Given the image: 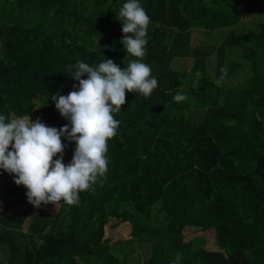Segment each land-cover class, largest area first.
<instances>
[{"label":"trees","instance_id":"1","mask_svg":"<svg viewBox=\"0 0 264 264\" xmlns=\"http://www.w3.org/2000/svg\"><path fill=\"white\" fill-rule=\"evenodd\" d=\"M126 2L0 0V115L32 116L38 99L42 122L63 127L51 95L78 85L67 65L135 59L119 43ZM140 4L151 18L142 62L157 88L125 93L106 178L79 205L34 208L0 170V264H129L104 238L117 227L120 241L150 244L145 264L178 252L180 264H264V24L241 25L264 19V0ZM185 59L190 70L174 65ZM177 92L188 99L175 102ZM61 140L67 164L75 144Z\"/></svg>","mask_w":264,"mask_h":264},{"label":"clouds","instance_id":"2","mask_svg":"<svg viewBox=\"0 0 264 264\" xmlns=\"http://www.w3.org/2000/svg\"><path fill=\"white\" fill-rule=\"evenodd\" d=\"M117 19L123 34L119 43L135 59L123 68L104 57L98 65L82 60L67 65L78 85L73 84L66 96L59 92L51 95L56 110L67 121L63 127H49L27 114H12L10 118L0 115V170L13 176L16 186L27 190V202L34 208L48 204L55 207L60 202L79 205L81 192L94 190L97 183L102 185L109 170L108 141L117 135L120 125L113 114L126 103V92L137 91L148 97L158 86L150 65L142 62L151 18L140 0H127ZM220 73L217 85L225 81L228 68L221 67ZM173 99L180 103L188 96L177 92ZM62 137L75 144L67 164L63 162L67 145ZM181 259L178 252L172 264H180Z\"/></svg>","mask_w":264,"mask_h":264},{"label":"rangeland","instance_id":"3","mask_svg":"<svg viewBox=\"0 0 264 264\" xmlns=\"http://www.w3.org/2000/svg\"><path fill=\"white\" fill-rule=\"evenodd\" d=\"M259 23L264 24V19H259L257 17H254V15H251V14H246L245 18H243L241 25L242 27L252 28L254 26L257 27ZM210 42L212 44H215L217 40L212 39ZM174 65L190 70L191 61L188 59H185L179 62H174ZM215 65H216V56L212 55L208 61V67L214 70ZM41 106L43 105L40 103V100L37 99L35 101L34 113L32 116H30L32 120H36L37 118H39L42 122L43 115L40 112L42 108ZM5 183H4V186L0 185V202L2 200L3 192L5 189ZM155 212L157 213L158 210L156 209ZM28 223H29V220L26 221L25 227L27 226ZM125 236L126 235L120 231V227H117V229H114V230L107 229L104 238L108 237L110 244L114 245L115 247L120 248L121 256H123L129 264H145L147 262V259L150 256V244L149 243H126L124 241H120V240H123Z\"/></svg>","mask_w":264,"mask_h":264}]
</instances>
